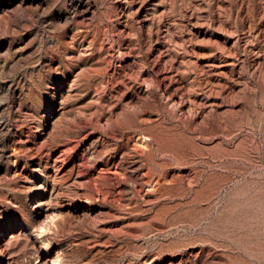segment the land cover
Segmentation results:
<instances>
[{
  "label": "rangeland",
  "instance_id": "obj_1",
  "mask_svg": "<svg viewBox=\"0 0 264 264\" xmlns=\"http://www.w3.org/2000/svg\"><path fill=\"white\" fill-rule=\"evenodd\" d=\"M124 1L51 0L7 31L14 48L0 55V85L9 87L0 104L9 135L41 142L52 130L60 139L50 141V162L64 150L67 163L55 171L45 149H33L9 167L0 264H264V0H149L165 15L147 26L135 14L124 21ZM66 8L72 21L57 29L53 16ZM166 53L173 68L161 63ZM201 61L213 63L211 80ZM148 123L163 153L147 168L173 182L161 198L82 155L104 133L115 151L118 130L141 154ZM121 180L135 195L120 191Z\"/></svg>",
  "mask_w": 264,
  "mask_h": 264
},
{
  "label": "bare ground",
  "instance_id": "obj_2",
  "mask_svg": "<svg viewBox=\"0 0 264 264\" xmlns=\"http://www.w3.org/2000/svg\"><path fill=\"white\" fill-rule=\"evenodd\" d=\"M104 2H105V0H104ZM152 3L149 2V0H131L129 2H127L125 0L121 4V14L120 15L122 18H124L125 22L128 19V17L131 16L130 14L139 15L141 21L144 23L143 25H146V26L151 25L152 20H153L152 19L153 14H156V16L165 15L163 7H161V6L157 7L156 5L154 6L155 3L154 4H152ZM50 8H51V0H0V25L3 26V28L5 30V32H2V33L0 32V55L8 56L9 54L12 53L13 48H14V44L12 43L11 40L9 41L8 36H7V31L11 25L20 27V25H26L27 24V20L25 18V11L26 10L29 9L33 13L38 14L41 11L46 12V10H49ZM73 14L74 13L68 8H66L65 10H62L60 13H55L53 16L54 26L57 29H61V28H64L65 26L69 25L72 21ZM101 16H102V13H101ZM137 19H138V17H137ZM73 31L77 36H85V27L83 24H81L79 22H73ZM125 31H127V30H125ZM54 38H50L49 41L51 44H54V42H55ZM89 43L91 44V42H89ZM17 50L19 51V49H17ZM166 50H168V49H166ZM164 53H165V51H164ZM159 54H162V52H160ZM159 54L157 56H159ZM78 56L79 55H78L77 51L72 50V56L70 58L71 61H73V62L75 60L77 61ZM159 58H160V56H159ZM98 59H101V58H98ZM157 59H158V57H157ZM161 61H163L161 63H163L165 65H170L171 68H173V66L176 64L174 59L171 58V55L169 53L163 54L161 56ZM212 66H214V65H213V63H210V62L201 61L199 63V67L201 69V72L205 75V77L208 80H211L213 77V72L211 70ZM170 67L168 66L169 69H170ZM177 69H179V68H176V70L174 69V72L177 73L178 72ZM170 76H171V74H170ZM167 77L168 76H166V78ZM169 78L172 79L171 77H169ZM170 79L168 81H170ZM178 80H179V78H178ZM7 88H9V87L6 84L0 85V90L5 91V90H7ZM54 90H56V88H54ZM1 93H0V95H1ZM12 94L14 96V98H13L14 104H16L18 106L21 105L22 92L19 91V89H17V88H14V89L12 88ZM2 108H3V106L0 104V158H3V159L6 158L7 162L5 165L0 166V182L6 181L8 179V175L10 173L9 167L15 166L17 164V162L19 160V158H18L19 155L23 154L25 152L32 151L33 149H37L40 151H43V149H45L47 165L51 163L50 167L52 169H54L55 171L59 172L60 170H62L63 167L67 163L65 161L64 157L62 158V155H63L62 153H65V152H63L64 150L61 152V155H59V157H57V158L53 157V159H51V162H50V155H51V152L53 151L52 150L53 146L51 145L50 141L55 140L58 142L60 139V135L52 134V132H51L52 128L50 127L51 131L47 132L46 136L44 135L42 140L40 139L41 142H36V141L30 142L29 139L24 140L21 133H20L19 138H15L16 136L14 137V135H9L12 124L10 123V119L5 118V116L3 115V109ZM112 123L117 124V122H112ZM118 124H120V122H118ZM61 127H63V126H61ZM111 127L113 128L114 126L111 125ZM120 127H118V128H120ZM115 128H117V127H115ZM154 128H155L154 125H151L150 123H148V125H146L145 128H141L142 132H139L140 134H138V136H140V140H138V142H141V144L145 148V150L141 154L138 152V149L136 147H131L132 145L130 146L131 136H127L125 134V132H123V130L122 131L118 130L116 132V135L114 138L116 140H122V142L119 145H117V147L115 148V151H112L110 146L108 145V141H110L112 139H110V138L108 139V136L105 135V133H104V134H99V135L90 137L83 147L82 155L84 158L86 157L87 159L92 158V157H95L94 159L98 158L99 161L101 160L107 166L112 165V166H115L116 168L121 167L123 169V171H125V173H127L129 175V181L131 183H133L135 185L138 183H145V186L150 187L152 189V191L158 197L161 198V196L168 194V193H171L173 182L169 179L170 177L168 178L167 173L155 174L151 168H147V164L145 162L146 158H148L152 161H155V159L157 158V156H156L157 153L158 152L163 153V149L160 146H158L157 148L152 147L153 142L151 143V141L153 140V137H155V136H154V133L151 132V130ZM17 133H19V132H17ZM30 143H32V145H30ZM111 143H113V142H111ZM153 146H155V145H153ZM10 150H11V152H10ZM41 160H42V158H41ZM95 161H97V160H95ZM38 165H41V163H39ZM145 169H148V172H146ZM38 170H40V169H37L35 171H38ZM117 170H119V169H117ZM57 173H55V175H51V174L49 175V177H52V182H53L51 192L54 191V189H55L54 184L58 180L56 178ZM147 178H149V179H147ZM120 183H123V185L120 187L121 192L125 193L128 196L135 195V190L133 187L126 184L124 182V180H121ZM44 188H45V190H47V186H45ZM38 203L40 205L43 202L40 201Z\"/></svg>",
  "mask_w": 264,
  "mask_h": 264
}]
</instances>
